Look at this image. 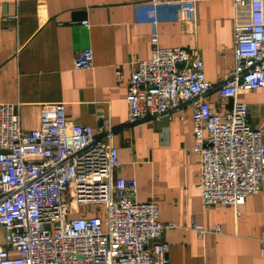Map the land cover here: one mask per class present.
<instances>
[{
    "label": "built area",
    "instance_id": "built-area-1",
    "mask_svg": "<svg viewBox=\"0 0 264 264\" xmlns=\"http://www.w3.org/2000/svg\"><path fill=\"white\" fill-rule=\"evenodd\" d=\"M231 1L234 64L216 87L200 55L159 47L155 19L151 56L131 64L125 102L128 123L138 126L191 108L202 208L227 206L237 216L264 183L263 133L249 125L247 105L237 100L264 88V0ZM154 3L157 17L177 5ZM5 20L16 23L17 16ZM75 55L74 70L92 68L90 49ZM213 92L230 102L223 115L208 100ZM40 112L39 126L27 131L18 105L0 104V264H169L164 232L172 224L161 222L155 202L137 199L134 179L114 177L119 153L111 130L71 123L61 105H42ZM73 204L104 210L82 216ZM192 229L200 237L207 232Z\"/></svg>",
    "mask_w": 264,
    "mask_h": 264
},
{
    "label": "crops",
    "instance_id": "crops-1",
    "mask_svg": "<svg viewBox=\"0 0 264 264\" xmlns=\"http://www.w3.org/2000/svg\"><path fill=\"white\" fill-rule=\"evenodd\" d=\"M175 1L157 17L154 0H0V104H17L27 131L39 126L42 105H61L73 124L110 129L119 153L114 177L134 179L137 199L155 202L161 222L172 224L164 232L169 264H264V183L236 208L237 216L227 206L202 208L191 108L140 126L128 123L131 64L151 56L155 19L159 47L200 55L214 87L233 69L232 1ZM10 16L16 23L5 20ZM83 49L93 54L92 68L76 71L75 54ZM208 100L221 115L231 107L215 92ZM237 100L264 141V88ZM193 225L206 234L200 237Z\"/></svg>",
    "mask_w": 264,
    "mask_h": 264
},
{
    "label": "rangeland",
    "instance_id": "rangeland-1",
    "mask_svg": "<svg viewBox=\"0 0 264 264\" xmlns=\"http://www.w3.org/2000/svg\"><path fill=\"white\" fill-rule=\"evenodd\" d=\"M71 210L72 212H76L82 216H86L87 214L91 215L92 213H94V210L103 211L104 208L102 206H95L93 204H88L87 206L73 204L71 206Z\"/></svg>",
    "mask_w": 264,
    "mask_h": 264
}]
</instances>
